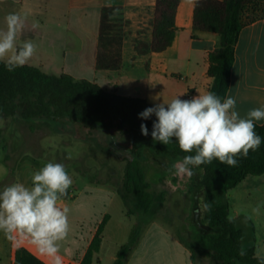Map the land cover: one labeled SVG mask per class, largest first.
I'll return each mask as SVG.
<instances>
[{
  "label": "crops",
  "instance_id": "0c3cea01",
  "mask_svg": "<svg viewBox=\"0 0 264 264\" xmlns=\"http://www.w3.org/2000/svg\"><path fill=\"white\" fill-rule=\"evenodd\" d=\"M1 5L9 12L21 5L26 21L20 38L33 40L39 45L27 65L47 74L68 75L75 80L88 81L110 94L146 100L152 106L162 102L163 97L170 100L185 93L180 98L190 99L199 95L198 92L210 91L212 87L213 78L208 74L209 57L219 49L221 38L218 34L194 27L196 0H183L180 4L173 45L163 52L147 53H139L137 44L153 43L157 0H0ZM105 7H120L125 21L122 64L115 70L97 67L101 17ZM262 12L264 6L255 15ZM4 17L0 16V28L5 27ZM33 20L39 22V28L32 27ZM159 93L162 95L159 100L150 99ZM228 95L236 98L241 116L264 104V17L245 25L240 33ZM257 124H264V121ZM21 125L36 135L45 131L41 136L45 151L38 156L31 151L34 147L29 146L31 152L20 158L12 171V183L19 181L31 185V175L37 170V164L32 161L34 158L42 160L39 167L48 161L62 163L70 175L73 165L68 162L69 155L78 157L83 153V146L92 154L99 153L100 145L89 138L74 141L75 147L69 145L72 142L66 143L63 133L68 125L67 119L41 123L35 128L26 123ZM92 159V163L96 162ZM90 168L94 170V165L91 164ZM9 175L5 154L0 147V187ZM76 190L78 193L74 198L66 197L60 202L62 207L70 209V232L62 242L60 253L63 264H83L106 215L109 220L102 234L100 250L94 254L91 264H114L120 249L130 238L135 218L127 215L124 201L112 185L82 178L76 183ZM224 196L230 206L229 216L244 229L246 239L255 245L256 255L264 258V206L259 215L252 213L258 204L264 205V175L249 176ZM100 198H104L103 204ZM116 201L120 202L121 217L128 225L122 221L119 229L110 233L114 222L110 208ZM246 215L252 217L247 222ZM22 247L50 264L49 258L39 255L33 246L27 242L17 244L9 241L3 232H0V264H15L16 251ZM125 264L198 263L192 261L190 247L179 238L173 227L157 216L146 225Z\"/></svg>",
  "mask_w": 264,
  "mask_h": 264
},
{
  "label": "trees",
  "instance_id": "16d2710c",
  "mask_svg": "<svg viewBox=\"0 0 264 264\" xmlns=\"http://www.w3.org/2000/svg\"><path fill=\"white\" fill-rule=\"evenodd\" d=\"M183 0H157L156 16L153 22L154 40L151 45L138 42L139 53L163 52L171 47L176 37V15ZM264 0H196L194 27L218 34L220 47L209 57L208 74L213 78L210 91L223 98L230 89L231 74L235 63V46L245 25L259 20L257 15L247 20L248 14L258 13ZM114 9L118 15L112 18ZM124 16L120 7H105L102 10L99 55V69H119L122 64V43ZM153 107L146 100L121 97L104 91L96 84L75 80L71 76H55L32 66H22L9 72L0 62V117L8 110L19 115L21 121L33 119H55L69 117L91 126L101 125L110 129L113 122H119L129 130L132 137V154H127L123 191L125 205H130L137 215L128 242L120 249L114 264H125L131 250L137 245L146 225L154 218L155 195L147 181L145 171L139 167L135 151L149 145L155 115L142 120L139 113ZM146 124L149 135L141 133L140 125ZM255 131L264 138V124H257ZM173 148L160 149L168 157L194 155L184 153L174 141ZM201 173L202 209L194 207L197 225L206 234L211 245L210 254L216 264H264V258L256 255L255 245H246V235L234 220L229 221L230 206L218 200V193L235 189L249 176L264 175V142L256 151H250L247 158L239 159L236 167H229L214 160L211 164L198 167ZM8 183V179L0 188ZM204 205H209L205 209ZM130 210V209H129ZM132 212H128L130 216ZM202 217L199 218V216ZM148 217L152 219L148 220ZM109 220L106 215L82 261L91 264L94 254L100 250L102 234ZM192 251V250H191ZM243 253V255L241 254ZM192 261L196 263L192 251ZM15 264H46L25 248L16 251Z\"/></svg>",
  "mask_w": 264,
  "mask_h": 264
},
{
  "label": "clouds",
  "instance_id": "9594fccd",
  "mask_svg": "<svg viewBox=\"0 0 264 264\" xmlns=\"http://www.w3.org/2000/svg\"><path fill=\"white\" fill-rule=\"evenodd\" d=\"M118 12L114 9L112 18ZM25 21V16L11 12L4 17L5 27L0 28V62L9 72L27 65L39 47L33 40L20 38ZM32 27L39 28V22L33 20ZM198 93L190 99L180 98L185 93L170 100L163 97L162 102L139 113L142 120L155 115L151 132L154 142L168 145L174 138L182 152L194 153L173 164V174L180 177H191L193 168L214 160L236 167L239 159L247 158L264 142L255 131L257 122L264 121V104L241 116L232 95L221 98L212 91ZM161 96L159 93L150 99L156 101ZM140 130L142 135H149L146 124L142 123ZM72 183L64 164L48 161L32 173L30 186L17 181L0 188V232L14 243L27 242L39 255L49 258L50 264H63L60 253L70 232V209L60 202L68 196ZM262 206L258 204L252 213L259 215ZM251 218L246 215L245 222ZM228 219L231 222L233 218Z\"/></svg>",
  "mask_w": 264,
  "mask_h": 264
},
{
  "label": "rangeland",
  "instance_id": "374dc122",
  "mask_svg": "<svg viewBox=\"0 0 264 264\" xmlns=\"http://www.w3.org/2000/svg\"><path fill=\"white\" fill-rule=\"evenodd\" d=\"M1 6V17L11 13L8 10H3L7 7ZM13 9V12L23 16L21 5ZM263 13L257 15H263ZM257 15L248 14L246 19L250 20ZM58 119H67L68 125L64 127L65 133L63 134L67 138L65 139L66 143L72 142L69 144L72 147L76 146L73 143L74 141H82L83 138L94 140L95 144L100 145L98 154H92L91 150L89 151L86 146H83L82 154L68 159V162L73 165V171L70 174L73 183L68 190L67 197L74 198L76 196L78 193L76 183L83 178L87 181L93 180L101 184L112 185L122 199L120 192L124 193L123 184L127 166L125 158L127 154H132L133 147L129 130L119 122H113L114 124L110 129H106L101 125L84 124L69 117L33 119L25 122L20 120L19 115H12L11 111L8 110L0 117V147L5 154V163L10 171L8 183H12V171L20 158L31 151L38 156L43 155L45 151L44 138L41 137L45 134V131L36 135L34 131L24 128L21 124L26 123L35 128L39 127L41 123L50 124V122ZM51 129L53 130V128ZM148 140L149 145L137 149L135 156L139 160V167L145 171L146 179L151 184V191L155 195L154 217H161L168 225L173 227L179 238L193 251L198 264H216L218 260L210 254L211 245L207 234L197 225V214L194 210L195 206L202 209L203 190L200 170L193 168L194 175L191 177L174 175L172 166L182 158L166 157L161 155L159 151L162 148L171 150L173 145L171 143L164 145L158 141L154 142L151 135L148 136ZM85 144H88V142ZM29 146H33L34 149L30 151ZM92 158L96 162L92 163ZM32 161L37 164V170L40 168L38 165L43 163L38 158H34ZM91 164L94 165V170L90 168ZM100 200L103 204L104 198H100ZM218 200L222 203L226 202L222 191L218 193ZM125 206L127 213L132 212L130 217H134L137 223V215L134 213L133 207H130V205ZM110 213L113 215L114 222L109 232L114 233L119 229L120 222L123 221L119 201L112 205ZM150 219L152 217H148V220ZM124 224L125 226L128 225L127 222H124ZM245 241L246 245H251L249 240L245 239Z\"/></svg>",
  "mask_w": 264,
  "mask_h": 264
}]
</instances>
